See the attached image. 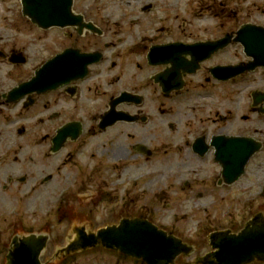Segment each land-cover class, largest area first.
<instances>
[{"label":"flooded vegetation","instance_id":"af4514ba","mask_svg":"<svg viewBox=\"0 0 264 264\" xmlns=\"http://www.w3.org/2000/svg\"><path fill=\"white\" fill-rule=\"evenodd\" d=\"M72 7L83 26L34 27L36 38L50 32L51 53L39 60L22 30L29 20L21 0H0V264H15L13 246L34 234L52 247L39 255L42 264H68L91 251L51 261L72 227L87 233L120 219H148L185 240L176 219L173 228L159 219L176 217L188 198L214 201L239 181L251 188L252 174L263 196L264 84H252L264 83V70L226 77L219 68L253 61L236 39L244 27L264 31V0H73ZM69 50L79 69L83 54L97 61L60 74L56 87L24 92L37 67ZM227 137L261 143L233 185L217 147L239 159L244 150L228 147ZM100 250L124 264L119 252Z\"/></svg>","mask_w":264,"mask_h":264},{"label":"water","instance_id":"95a60500","mask_svg":"<svg viewBox=\"0 0 264 264\" xmlns=\"http://www.w3.org/2000/svg\"><path fill=\"white\" fill-rule=\"evenodd\" d=\"M72 0H21L23 14L27 15L31 22L40 28L46 29L52 26H83L81 15L72 12ZM88 27V26H87ZM249 30V29H247ZM258 34L247 39V34ZM237 41L243 43L246 53L253 62L246 66L221 67L226 77L243 72L245 69L254 70L255 67L264 68V31H245L241 29ZM69 50L58 54L57 57L48 59L46 63L35 71L33 76L24 85V92L43 91L60 84V74L67 72L80 73L97 57L91 54H83L80 57L81 69L77 55ZM74 58L76 60H74ZM66 68V71L62 69ZM228 147L241 146L244 150L242 159L236 156L237 151L225 152L217 147L216 159L222 164L223 178L226 183H232L243 173L244 165L248 157L258 151L260 143L241 138L227 137ZM238 159V161H237ZM82 227L72 228L71 238L58 247L52 255L53 262L68 257L79 251L103 247L124 254L145 264H253L264 262V211L250 214L240 229L232 228L212 230L206 235L208 251L203 255L192 258L197 252L195 244L181 240L177 235L169 233L156 226L149 220L131 218L120 219L118 223H110L99 227L95 231H81ZM69 232V233H70ZM82 236H85L82 238ZM46 238V237H45ZM45 238L36 236L25 237L23 243L14 246L12 256H16L15 264H41L39 254L45 248ZM179 257L180 260L176 261Z\"/></svg>","mask_w":264,"mask_h":264},{"label":"rangeland","instance_id":"374dc122","mask_svg":"<svg viewBox=\"0 0 264 264\" xmlns=\"http://www.w3.org/2000/svg\"><path fill=\"white\" fill-rule=\"evenodd\" d=\"M22 30L24 31L25 39H32L35 44L33 45V52L38 54V58L44 59L51 53L50 41L48 36L50 32L46 33V39L36 38V28H34L29 22H22ZM34 38V39H33ZM46 45V46H45ZM47 47V49H46ZM264 84L263 82H255L252 85ZM260 161L262 166L258 170L261 175H264V155H260ZM251 180L252 185L249 183L251 188H246L242 181H239L236 186L230 188L227 192H218L214 201L211 200H196V198H188L180 206L179 214L173 218V216H166L164 219H159L160 223L172 227L175 223V227L182 232L185 238L194 239L199 245L197 246V254L206 251L204 245V235L211 228L226 227L232 225L233 227L240 228L241 223L248 218L250 212H254L257 208L264 206V186L262 187L263 196H261V187L256 185V176H247L245 179ZM244 179V181H245ZM264 184V183H262ZM246 190V192L244 191ZM184 198V197H183ZM38 203L40 208L46 207L45 197L39 198ZM206 205L202 208L201 205ZM48 250H52L49 246ZM130 260L123 259L120 262L124 264H130ZM116 261L112 256L107 255L103 251H93L74 259L68 264H114Z\"/></svg>","mask_w":264,"mask_h":264}]
</instances>
